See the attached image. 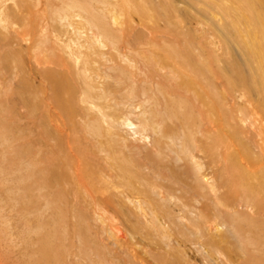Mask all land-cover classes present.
Instances as JSON below:
<instances>
[{
    "label": "bare ground",
    "instance_id": "bare-ground-1",
    "mask_svg": "<svg viewBox=\"0 0 264 264\" xmlns=\"http://www.w3.org/2000/svg\"><path fill=\"white\" fill-rule=\"evenodd\" d=\"M26 64L0 264H264V0H0Z\"/></svg>",
    "mask_w": 264,
    "mask_h": 264
},
{
    "label": "rangeland",
    "instance_id": "rangeland-1",
    "mask_svg": "<svg viewBox=\"0 0 264 264\" xmlns=\"http://www.w3.org/2000/svg\"><path fill=\"white\" fill-rule=\"evenodd\" d=\"M21 76H24V78L25 77L30 78L31 70L27 64L24 66V69L21 72V75H15L14 73L11 74V70L9 68L0 69V77H1L0 78V81H1L0 82V101H2L1 99L5 98L7 93H9L8 95H9V97H11L10 100L8 101L10 103L9 106L11 107V109H9L10 107H8V109H9L8 112H7V110H6V112L3 110L0 111V123L5 126V129H4L3 128L4 126L0 125V131H2V132H0V143H2L1 137H2L3 130H6L5 132L9 136V139L11 138L14 141L13 142L12 140H10V141L7 140V141L3 142V144H1L3 147L2 148L0 147L1 148L0 149L1 150V152H0V168L3 170L2 173H0V217H1L0 218L1 219L0 220V228L5 226V225H10V222L12 223V221H13L12 217L16 215L15 213L18 209L17 206L12 205V202L10 199L11 198L10 196H14L13 195L14 194L13 187L16 185V182L13 180V172L15 171L16 166L18 165V161L21 159V156L20 157L17 156L18 151L21 150L20 147H22V149H26V151H27L29 141H30V137H31L30 131H31V128L33 125V123H32L33 117H32V113L30 110V101H29L30 92H29L28 86H25L27 83H24L23 88L22 87L18 88V86L20 84L16 83V81L19 80ZM7 80H10V81H7ZM12 87L15 88L14 91L10 90ZM4 89L6 92H4ZM7 90H10V91L7 92ZM38 113L41 114V110ZM3 118H4L5 122H2V121H4ZM6 125H9V126H6ZM6 127H10V128H6ZM10 131H11V133H10ZM21 136H23V137H21ZM56 136H57V132L55 131V129L50 127V137L52 138L49 140L50 144L55 143ZM6 142L10 145H8ZM11 142H12V144H11ZM4 144H6V145H4ZM7 145H8V148H7ZM24 145H25V147H24ZM4 154H5V157H4ZM24 154H26V152H24ZM6 156H7V158H6ZM19 208H20V206H19ZM140 249H141V247H140ZM187 252L189 253L187 255H189V256L193 255L192 260L195 261L196 263L198 262L197 264H204L202 258L200 257V255L197 252L194 253L193 250H188ZM231 253H227L228 256L231 255L230 257H234L235 256L234 252H231ZM224 258L225 257H223V259ZM237 258L238 257L236 256L235 260ZM249 260L250 259H247V257H245V258L239 260L241 263L239 261H236L234 263H228V262H225V263L226 264H237V263L244 264L245 261L246 262L248 261L249 264H252V263L255 264V262H256L254 259H252L250 261ZM220 264H222V262Z\"/></svg>",
    "mask_w": 264,
    "mask_h": 264
}]
</instances>
